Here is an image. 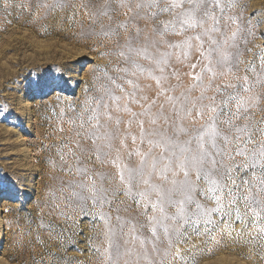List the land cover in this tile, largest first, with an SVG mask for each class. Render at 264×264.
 Listing matches in <instances>:
<instances>
[{
  "label": "rangeland",
  "instance_id": "1",
  "mask_svg": "<svg viewBox=\"0 0 264 264\" xmlns=\"http://www.w3.org/2000/svg\"><path fill=\"white\" fill-rule=\"evenodd\" d=\"M49 1L0 0V264H264V210L195 152L217 115L264 140V0L186 30L184 0ZM224 149L227 187L264 201Z\"/></svg>",
  "mask_w": 264,
  "mask_h": 264
},
{
  "label": "snow or ice",
  "instance_id": "2",
  "mask_svg": "<svg viewBox=\"0 0 264 264\" xmlns=\"http://www.w3.org/2000/svg\"><path fill=\"white\" fill-rule=\"evenodd\" d=\"M160 3L165 2V0H159ZM184 4H186V8L184 5H180L182 11L177 15L175 24H178L181 29L186 30L187 27L192 26H203L204 23L208 21V19H212L214 23H219L218 20L212 15L211 6L219 5V0H184ZM138 8H153L159 7V3L156 0H149L147 3L137 4ZM177 7V4L174 2L170 7H165L160 9L162 12L172 11ZM223 11V9H221ZM175 26V25H174ZM200 37L197 36L196 39ZM99 103V102H98ZM240 111V109H237ZM215 111V109H212ZM223 114V109H221L220 115ZM231 115V113H229ZM239 118V117H237ZM220 119V116H214L211 118L210 123L212 125L211 135H208L207 128L208 125L205 126L204 129L200 130L197 134L196 141V149L197 158L199 160H205L207 163L211 165L205 172V177H212L213 183H217L220 185L221 190L227 189V195L232 199L229 201V206L237 203L238 201H243L245 207H250L252 204L259 206L262 210H264V201L256 198L255 196L245 195L240 190V186L235 184L233 181V188L227 187L226 181L231 180L229 172L226 169H222V167H218V162L215 159V156L221 153H217L214 150L217 147L218 141L225 142V149L229 157L231 158V153L228 152V148L233 145L236 147V155H251L253 157V163L259 161V166L261 168V178L253 185L249 181H244L248 187L245 191L251 193V190L255 187L257 189L258 194L264 193V140L255 143V146L252 149L244 148L243 151L240 150V141L244 140L245 145L253 142V135L255 133L249 130L250 126L245 125L244 127H240L238 125H233L231 120L221 121V123L227 124V130L221 129L217 125V121ZM244 133L245 135H241ZM264 135V133H261ZM188 145H191L192 141L185 142ZM211 153V155H209ZM183 167V165H181ZM251 167V166H250ZM187 175V173H185ZM199 207V205H197Z\"/></svg>",
  "mask_w": 264,
  "mask_h": 264
},
{
  "label": "bare ground",
  "instance_id": "3",
  "mask_svg": "<svg viewBox=\"0 0 264 264\" xmlns=\"http://www.w3.org/2000/svg\"><path fill=\"white\" fill-rule=\"evenodd\" d=\"M50 1L52 2V0H50ZM50 1H49V2H50ZM64 1H65V0H64ZM45 2H47V1H44V3H45ZM81 2H82V0H81ZM81 2H80V4H82ZM60 3H61V2H60ZM84 3H85V1H84ZM47 4H49V3L47 2ZM62 4H63V3H62ZM42 6H43V5H42ZM42 6H41V7H42ZM45 6H47V5L45 4ZM83 6H84V5H83ZM44 9H45V8H44ZM42 10H43V8H42ZM44 11H45V10H44ZM42 13H43V12H42ZM78 13H80V12H78ZM43 14H44V13H43ZM38 16H39V15H38ZM78 17H79V15H78ZM93 17H94V16H93ZM39 18H40V17H39ZM84 19H85V18H84ZM78 20H79V19H78ZM81 20H82V19H81ZM98 20H99V19H98ZM107 20H108V18H107ZM101 21H102V20H101ZM82 22H83V21H82ZM85 22H86V20H85ZM75 23H76V22H75ZM104 23H105V22H104ZM79 24H80V23H79ZM95 24H96V23H95ZM101 24H102V23H101ZM105 24H106V23H105ZM77 25H78V23H77ZM107 25H108V24H107ZM85 29H86V28H85Z\"/></svg>",
  "mask_w": 264,
  "mask_h": 264
}]
</instances>
